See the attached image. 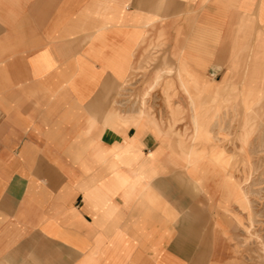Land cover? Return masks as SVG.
<instances>
[{
    "label": "crops",
    "instance_id": "crops-1",
    "mask_svg": "<svg viewBox=\"0 0 264 264\" xmlns=\"http://www.w3.org/2000/svg\"><path fill=\"white\" fill-rule=\"evenodd\" d=\"M156 52L177 111L263 104L264 0H0V264L245 263L220 160L121 111Z\"/></svg>",
    "mask_w": 264,
    "mask_h": 264
},
{
    "label": "rangeland",
    "instance_id": "rangeland-1",
    "mask_svg": "<svg viewBox=\"0 0 264 264\" xmlns=\"http://www.w3.org/2000/svg\"><path fill=\"white\" fill-rule=\"evenodd\" d=\"M159 61V52H156L137 67L132 79L136 83L125 86L121 94V111H134L136 115L160 114L153 120L165 125L180 144H188L184 145L185 153L192 150L206 159L217 157L214 160H220V164L212 167L219 174L217 184L225 191L227 204L242 201L238 209L231 207L226 211L231 220L230 235L242 237L243 244L236 247L245 257L244 264H264V103L244 106L243 102L225 101L223 98L229 96L230 91L227 95L219 91L216 101L208 100L207 94L201 93L200 100L189 101L183 111H177L175 102L158 99ZM174 72L168 68L163 76ZM151 77L155 84H150ZM192 108L197 113L194 117L181 115L187 114L186 109L191 114ZM224 169L231 175L223 177ZM232 184L235 187L230 198Z\"/></svg>",
    "mask_w": 264,
    "mask_h": 264
},
{
    "label": "bare ground",
    "instance_id": "bare-ground-1",
    "mask_svg": "<svg viewBox=\"0 0 264 264\" xmlns=\"http://www.w3.org/2000/svg\"><path fill=\"white\" fill-rule=\"evenodd\" d=\"M141 115H144V113L142 112ZM152 122H153V124H156V123H154V121H152ZM191 152H192V150H190L189 152H186L184 155L187 157V155L191 154Z\"/></svg>",
    "mask_w": 264,
    "mask_h": 264
}]
</instances>
